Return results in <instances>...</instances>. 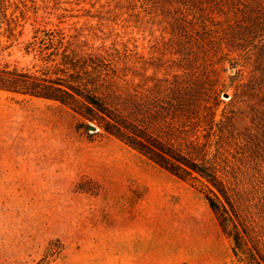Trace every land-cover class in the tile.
<instances>
[{
    "label": "rangeland",
    "instance_id": "1",
    "mask_svg": "<svg viewBox=\"0 0 264 264\" xmlns=\"http://www.w3.org/2000/svg\"><path fill=\"white\" fill-rule=\"evenodd\" d=\"M187 3L0 0V264H239L198 188L40 96L67 90L70 59L107 50L137 66L141 104L154 99L200 35L184 31L198 23ZM196 46L227 102L234 71Z\"/></svg>",
    "mask_w": 264,
    "mask_h": 264
},
{
    "label": "trees",
    "instance_id": "2",
    "mask_svg": "<svg viewBox=\"0 0 264 264\" xmlns=\"http://www.w3.org/2000/svg\"><path fill=\"white\" fill-rule=\"evenodd\" d=\"M187 1L185 15L198 23L187 22L194 27L184 31L194 28L190 33L200 35L189 46L192 53H175L186 58L179 60L184 74L173 75L182 80L157 86L154 99L141 104L137 66L128 60L121 65L118 55L107 50L70 59L72 70L63 63L64 72L73 71L70 83L61 84L68 91L40 96L70 105L198 188L231 241L237 262L264 264V0ZM197 42L214 49L224 72L234 71L227 102L216 83L197 73L196 59L205 54Z\"/></svg>",
    "mask_w": 264,
    "mask_h": 264
},
{
    "label": "water",
    "instance_id": "3",
    "mask_svg": "<svg viewBox=\"0 0 264 264\" xmlns=\"http://www.w3.org/2000/svg\"><path fill=\"white\" fill-rule=\"evenodd\" d=\"M224 96L225 98H230L229 94H225ZM89 129L91 131H97L98 128L95 125H90Z\"/></svg>",
    "mask_w": 264,
    "mask_h": 264
}]
</instances>
